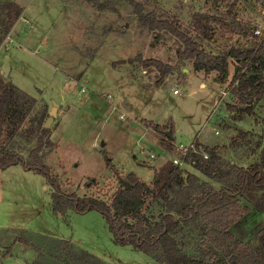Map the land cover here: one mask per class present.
<instances>
[{"label":"rangeland","instance_id":"rangeland-1","mask_svg":"<svg viewBox=\"0 0 264 264\" xmlns=\"http://www.w3.org/2000/svg\"><path fill=\"white\" fill-rule=\"evenodd\" d=\"M7 1L21 8V13L0 41V75L14 85L18 96L24 93L33 100L10 144L27 156L39 134L38 122L43 117L45 122L56 103V115L49 126L55 148L51 152L44 149V161L60 179L64 192L110 201L128 173L150 183L154 170L172 159L200 181L220 188L193 167L191 155L184 156L177 149L197 140L219 147L216 164L247 167L259 159L264 146V97L252 102L253 114L239 117L229 108L247 105L232 89L235 65L249 72L248 65L230 59L224 84L213 81L215 73L191 75L192 60L177 56L180 41L169 33L139 26L126 1L101 0L105 7L98 9L86 0H0L1 19L7 18ZM137 1L145 11L177 17L191 36H195V16L205 15L214 27L213 39L200 43L211 53L232 45L245 46V39L210 21L231 3L250 33L264 38V0H223L217 6L216 0ZM146 59L169 64L175 71L157 86L160 72L155 66L140 64ZM185 68L191 73H183ZM200 82L205 83L204 88L199 87ZM147 121L172 126L175 142H180L172 152L159 143ZM31 130L34 133L27 139ZM238 130L249 134L231 146L230 138ZM106 156L115 171L107 168ZM91 178L96 182L86 186ZM50 195L51 188L42 175L19 165L0 169V264H27L37 257L44 264H92L73 241L107 264H161L130 245L116 244L97 212L54 213ZM241 204L248 210L230 230L236 239L255 246L264 229V210L243 198ZM144 211L157 217L163 206L147 197ZM178 239L192 256L208 257L212 252L195 223L184 227ZM21 246L27 251L23 257L3 262L12 251L21 253Z\"/></svg>","mask_w":264,"mask_h":264},{"label":"trees","instance_id":"trees-1","mask_svg":"<svg viewBox=\"0 0 264 264\" xmlns=\"http://www.w3.org/2000/svg\"><path fill=\"white\" fill-rule=\"evenodd\" d=\"M86 1L98 9L105 7L101 0ZM122 1L133 7L139 26L149 31L169 33L177 38L181 43L177 50L178 58L192 60L194 70L202 72L204 76L215 73L213 81L224 84L228 80L230 59L241 62L244 66L248 65L249 72L243 71L238 64L235 65L236 84L232 89L236 98L247 105L243 108H229L236 110L239 117L253 114L252 102H259L264 97V38L250 33L246 24L239 20L234 3L229 4L224 12L214 14L210 21L224 32L245 39V46L232 45L218 53H211L200 43L213 39L214 27L205 15L195 16L192 27L195 36H191L182 29L177 17H162L154 10L145 11L142 3L137 0ZM219 1L223 0H216L215 6ZM4 8L7 18H0V41L21 13V8L11 1L5 2ZM121 63L124 62L121 60ZM140 64L145 67L155 66L160 72L155 82L157 86L170 72L175 71L171 65L154 59L143 60ZM16 92L14 85L0 75V169L19 164L26 171L42 175L51 188L54 213L63 215L66 210L76 213L96 211L104 218L116 244L130 245L161 264H264V229L259 234L255 246L236 239L230 230V225L248 210L247 206L241 204L242 198L251 202L257 209L264 210V146L260 147L259 159L243 167L234 163L216 164L219 147L202 145L208 157L192 155L193 167L219 183L220 188L200 181L196 174L180 168L172 160H167L154 170L150 183L141 180L134 173H128L125 176L126 181L119 183L110 201L92 195L80 196L76 192H64L60 179L44 161V149L51 152L55 148L49 137V128H43L45 117L38 122L39 134L35 146L29 150L27 156L11 146L10 141L14 139L33 104V100L26 94L20 93L21 96H18ZM146 124L153 129L159 143L172 152V126L152 121H147ZM168 130L171 131V136L166 134ZM33 133L34 130H31L27 139H30ZM247 134L248 131L238 130L237 134L230 138L229 144H236ZM106 166L115 171L107 156ZM95 182L96 180L91 178L85 185L89 186ZM126 184L129 186L126 187ZM147 197L163 206V211L157 217L145 213L144 203ZM189 223H195L210 243L212 252L208 257L192 256L178 239ZM80 251L92 264H107L83 249ZM27 264L44 263L37 257Z\"/></svg>","mask_w":264,"mask_h":264},{"label":"crops","instance_id":"crops-1","mask_svg":"<svg viewBox=\"0 0 264 264\" xmlns=\"http://www.w3.org/2000/svg\"><path fill=\"white\" fill-rule=\"evenodd\" d=\"M191 69L190 68H185V69H183L182 71H183V73H185V72H190L191 73V71H190ZM193 72L191 73V75L192 74H194V75H197V74H199V72H197V71H195V70H192ZM204 86H205V83L204 82H200L199 83V87L200 88H204ZM223 89H224V87H223ZM218 100H219V98L217 99V100H215L214 101V108L217 106V104H218ZM59 114H60V110H58L57 111V117L59 116ZM58 119V118H57ZM215 132V131H214ZM199 134V133H198ZM216 134H218V131H217V133ZM173 139H174V145H176V144H179V143H177V142H175V136L173 135V137H172ZM198 141V140H197ZM199 142V141H198ZM199 143H201L202 145H205L204 143H202V142H199ZM208 146V145H207ZM212 147V146H211ZM153 155V154H152ZM153 157H155L154 155L151 157L150 156V158H153ZM19 165V164H18ZM12 166H16V165H12ZM12 166H9V167H12ZM19 166H21V165H19ZM9 167H7V168H5V169H8ZM22 168V167H21ZM23 169V168H22ZM26 171V170H25ZM93 212H96V211H89V212H85V213H93ZM84 213V214H85ZM98 213V212H97ZM17 229H21V230H24V231H27V232H29V233H35V234H39V233H37V232H33V231H30V230H27V229H24V228H17ZM40 235H44V234H40ZM53 237V236H52ZM54 238H56V239H63V238H61V237H54ZM65 240V239H64ZM72 242V241H71ZM74 245H76V247H78V248H80V249H83L84 247H83V245H81V244H77V242H72ZM94 250V249H93ZM20 252L21 253H16V252H11V253H8L7 255H5L4 256V258H3V262H6V259H8V258H11V257H14V258H16V259H18V257L19 256H21V257H23V255H25L26 253H27V251H25L24 250V248H22V246H21V250H20ZM89 252V251H88ZM92 252V251H91ZM91 252H89V253H91ZM6 258V259H5ZM25 259V258H24ZM26 264V263H25Z\"/></svg>","mask_w":264,"mask_h":264},{"label":"built area","instance_id":"built-area-1","mask_svg":"<svg viewBox=\"0 0 264 264\" xmlns=\"http://www.w3.org/2000/svg\"><path fill=\"white\" fill-rule=\"evenodd\" d=\"M84 90V89H83ZM174 93L177 92V90L175 89L173 91ZM217 133V131H216ZM180 149L182 151V154L185 156V155H197L201 158H207L208 157V154L207 152L203 149V146L202 144H200L198 141H192L191 143L189 144H182L180 145L179 147H177V149ZM150 156L152 157L153 155L150 154ZM172 161L178 165V161L175 160V159H172Z\"/></svg>","mask_w":264,"mask_h":264},{"label":"water","instance_id":"water-1","mask_svg":"<svg viewBox=\"0 0 264 264\" xmlns=\"http://www.w3.org/2000/svg\"><path fill=\"white\" fill-rule=\"evenodd\" d=\"M56 110H57V104L55 103V104H53L51 110L49 111V115L43 124V128H49L50 123L52 122V120L54 119V117L56 115ZM166 134L168 136H171V131L170 130L166 131ZM126 185H127L126 187L129 186L128 184H126Z\"/></svg>","mask_w":264,"mask_h":264}]
</instances>
